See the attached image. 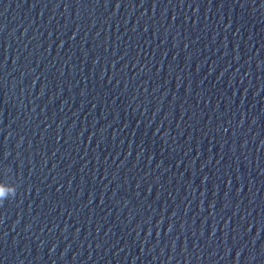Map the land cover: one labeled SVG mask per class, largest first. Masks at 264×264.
I'll use <instances>...</instances> for the list:
<instances>
[{"label": "clouds", "instance_id": "clouds-1", "mask_svg": "<svg viewBox=\"0 0 264 264\" xmlns=\"http://www.w3.org/2000/svg\"><path fill=\"white\" fill-rule=\"evenodd\" d=\"M17 185H12L11 187H5L0 185V205L6 200L12 199L16 196Z\"/></svg>", "mask_w": 264, "mask_h": 264}]
</instances>
